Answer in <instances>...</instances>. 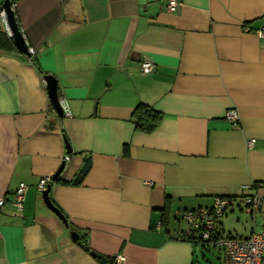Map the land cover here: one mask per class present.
<instances>
[{"label":"crops","instance_id":"obj_1","mask_svg":"<svg viewBox=\"0 0 264 264\" xmlns=\"http://www.w3.org/2000/svg\"><path fill=\"white\" fill-rule=\"evenodd\" d=\"M10 1L35 54L0 28V197L27 186L20 212L0 209V264H100L90 250L124 257L113 264H194L195 246L213 245L181 211L215 197L230 199L215 223L221 236L262 228L264 0H177L172 12L166 0ZM46 74L69 115L53 109ZM138 103L161 114L149 132L134 128ZM62 162L49 197L67 225L36 189ZM253 192L255 212L242 201Z\"/></svg>","mask_w":264,"mask_h":264},{"label":"built area","instance_id":"obj_2","mask_svg":"<svg viewBox=\"0 0 264 264\" xmlns=\"http://www.w3.org/2000/svg\"><path fill=\"white\" fill-rule=\"evenodd\" d=\"M177 0H166V10L172 12L179 6ZM13 6V5H12ZM11 6V7H12ZM13 9V8H12ZM0 28L4 29L10 36L11 32L6 20L4 9L0 8ZM257 34L264 38V32L257 31ZM35 50L27 45V58L33 57ZM154 64L149 58H143L139 62V69L142 73H149L153 70ZM59 105L63 115H69L67 104L63 98H58ZM225 118L230 122L237 121V113L233 108L225 111ZM253 139L247 141V145L251 146ZM68 157L65 156V159ZM51 176L42 177L36 184V189L39 194L49 184ZM260 185L252 183L242 186L243 190H249ZM27 186L20 182L16 189L11 193L10 197H0V209L7 202L14 212H20L23 205L24 194ZM228 198L215 197L212 206L198 207L181 211V217L186 221L188 226L197 231L198 236L210 242L213 247L219 249L222 254L221 264H264V225L258 232H252L247 236H221L216 231V219L220 217L226 206L229 204ZM242 201L246 204L251 212H255L260 203L261 197L257 192L244 194ZM124 257L121 254H115V262H121Z\"/></svg>","mask_w":264,"mask_h":264},{"label":"water","instance_id":"obj_3","mask_svg":"<svg viewBox=\"0 0 264 264\" xmlns=\"http://www.w3.org/2000/svg\"><path fill=\"white\" fill-rule=\"evenodd\" d=\"M1 7L4 9L5 15H6V20L11 32L10 37L13 39L14 46L17 51L26 53L27 54V44L25 43L22 34L20 32V29L17 26L16 20H15V15L13 12V9L11 7L10 0H3ZM44 81L46 83V90L48 97L50 99L51 105L55 112L59 115L62 116V109L59 105L58 102V92H57V81L55 77L51 74H46L44 75ZM66 144V152H69V145L67 142ZM90 163V157L85 156L83 158V162L80 166V168L77 170L76 174L72 178L71 182L73 184H78L80 180L82 179L83 175L86 173L88 170ZM64 166V162L60 164V166L57 168V170L51 175V180H55L59 173L61 172L62 168ZM49 190H50V184H47L45 189L41 192V198L45 205L56 214V216L65 224L67 225V220L64 216V214L54 205L52 200L49 197ZM71 239L73 241H78L79 235L75 231L70 232ZM80 243V241H78ZM81 244V243H80ZM84 249H88L87 246H83ZM90 255L96 256L99 259L100 264H109L107 258L104 255L97 254L93 250L89 251Z\"/></svg>","mask_w":264,"mask_h":264},{"label":"trees","instance_id":"obj_4","mask_svg":"<svg viewBox=\"0 0 264 264\" xmlns=\"http://www.w3.org/2000/svg\"><path fill=\"white\" fill-rule=\"evenodd\" d=\"M12 5L13 4L11 3V6ZM131 117H132L135 130L142 131V132H149L158 125L160 118H161V114L160 112L156 111L154 108H152L151 106L147 104L138 103L134 107L131 113ZM80 243L86 246L85 243L83 242H80ZM107 260L109 264H113L112 259H107Z\"/></svg>","mask_w":264,"mask_h":264},{"label":"rangeland","instance_id":"obj_5","mask_svg":"<svg viewBox=\"0 0 264 264\" xmlns=\"http://www.w3.org/2000/svg\"><path fill=\"white\" fill-rule=\"evenodd\" d=\"M180 226H184V224L180 222ZM194 252H195L194 257H193L194 264H220L219 262L220 254L212 246H207V247L206 246L204 247L195 246Z\"/></svg>","mask_w":264,"mask_h":264}]
</instances>
